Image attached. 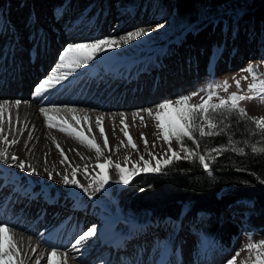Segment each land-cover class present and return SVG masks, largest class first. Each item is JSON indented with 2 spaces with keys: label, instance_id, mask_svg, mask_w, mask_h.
<instances>
[{
  "label": "bare ground",
  "instance_id": "1",
  "mask_svg": "<svg viewBox=\"0 0 264 264\" xmlns=\"http://www.w3.org/2000/svg\"><path fill=\"white\" fill-rule=\"evenodd\" d=\"M39 2V0H32L31 3L27 4L29 5L27 9L22 14H16L17 16L12 20L11 23L20 22L21 25L17 28L16 33L13 31L12 36H9L11 42L8 44L6 57L0 61V103L9 102L13 116L15 117L18 111L19 119V123L14 124L11 134H8V116L5 114L4 134L8 135L9 140L17 139L18 143L9 146L5 145L3 140L0 139V149H7L9 157L15 154L20 159L28 161L37 168L40 174L28 175L16 167H9L5 163L0 162V187L2 186V191L7 190V193L4 194L0 189V222L8 221L11 225H15L13 233L17 240V246L21 249V258L24 259L25 264H35L37 259L40 260V264H46L53 245L58 246L61 256L64 251H67V264H79L76 256L80 253L69 249L74 243V238H77L82 231L77 232L75 230L70 239H67V235H64L63 238L62 230L65 229L68 223L63 226L60 223L58 224V221L63 217L62 213L74 215V218L77 215L79 220L76 224L79 226L82 223L83 231L98 223L97 237L100 234L104 235L100 243L106 247V244L115 241L116 250L121 252L124 250L129 254L135 247L134 239L144 235L145 229H138L135 224H129L128 231H126L120 224L121 220L119 218H113L109 212H104L99 208V201L94 194H89L87 200L83 198V195L79 197L58 196L61 186L59 187L56 182L62 183L61 179L49 180L48 172H45L44 169L47 168L54 177L59 172L69 175L70 178H72V170L79 169L75 178L80 183L87 182L91 185L93 184L92 177L97 171L110 176L109 184L117 183L119 181L117 171L114 168L110 169L106 163L103 169L96 168L97 164L104 163V161L96 162L99 160L93 150L84 145H82L83 148H80L76 145L74 138L60 132L58 129L48 128L43 115L39 112V107L42 100L44 106H48L49 102L61 106L58 109L60 117L65 118L81 135L89 139L94 137L95 142L101 145L106 155H111L109 157L114 162L120 163L122 167L126 168L127 156L135 157L136 155L134 153L122 154L126 151L131 152L133 149L128 144L127 137L121 132L123 127L120 123L121 119L126 116V123L129 125L127 130L133 142L137 144V149H146L142 143L141 133L146 135L148 141L156 139L157 128L154 119L150 118L144 111L140 113V115L144 116V121L142 122L138 117L134 116L137 111L132 112V110L150 109L154 103H158L159 98L154 95L155 92H153L154 90L151 86L154 82L151 81L150 83L148 78L153 76V73L159 71L160 68L163 69L165 64L168 65L167 62H162L159 58L158 51L163 45H154L143 56H140L139 52L155 42L154 36L151 38L145 36L136 42L121 45L118 49L100 54L94 62H90L88 65L78 69L69 77L68 81L46 94V100L43 97H35L33 95L35 87L47 77L54 67V61L52 67L48 65V57L52 49L50 47L43 49L40 54L42 65L37 67L39 54L33 50L31 56L26 59L25 50L21 48L19 51L17 47L21 44V35L24 34L21 26L24 27L26 19L30 17L32 6L34 4L38 6L39 14L37 18L40 19V23L46 17L45 11L39 8ZM56 5H59V7L66 5V1L61 0ZM118 20V18H115L114 22ZM67 24L69 25L70 23L68 22ZM36 26L37 28L33 33L27 32V36L30 39L35 36H41L42 38L45 36L46 43H59L60 48L55 52L57 60L63 48L70 42L81 43L83 40L86 41L93 37L83 38V35L79 34L81 29L76 30L75 26H73L70 33L71 39L68 42L63 40L65 38L64 32L60 27L53 25V28L52 24L48 22H46L44 28L38 23ZM117 29L115 33L118 34L119 32L127 31L129 26L122 23ZM50 30L55 32L52 36L49 35ZM110 33L113 35L112 31ZM95 37L101 38L102 36L96 33ZM8 40L7 37L1 39L0 48L6 45L9 42ZM10 62L13 64L10 65ZM18 68H20L19 74ZM165 69H169V67H165ZM106 70L108 71L106 72ZM140 85H143L141 90L136 92V88ZM148 93L152 94L151 99L147 98ZM16 100L21 101L18 110L15 106ZM71 108L76 109L75 113L69 110ZM49 111L51 113L52 109L49 108ZM153 112H155V108ZM74 114L81 119L80 125H76L75 121L72 120ZM121 114H125V116ZM84 115H88L90 120L83 121L82 117ZM100 115L105 117L103 126L108 137L109 148L104 146L103 136L95 125V118ZM25 124H27V130H23ZM89 124H91V132L88 130ZM33 125L35 126L34 129ZM18 130H23V135H20ZM29 132L32 133L33 139L28 143V147L25 148ZM121 141H123V144H121ZM56 144H59L64 152L68 153V155L65 154L68 159L64 163H61L62 157ZM117 145H120L118 150ZM149 146L148 148H151V143ZM154 149L155 155L161 151L160 149V151L158 150V146L154 147ZM116 153L122 154V156L120 155L121 158L115 159L114 155ZM85 167L88 168L87 174L84 172ZM45 195L46 197H44ZM48 200L55 201L53 207L45 206ZM43 206L47 211L51 210L54 212L53 219L47 218V213L43 216ZM76 207H79V211H75ZM9 208L13 212L11 215L7 211ZM18 208H20V211H18ZM33 217L35 219L33 226H29L28 229L25 228L26 222L29 223ZM87 246L86 250H81L86 256L89 250ZM33 249H35L34 252ZM52 259L53 264H55L57 258L52 257Z\"/></svg>",
  "mask_w": 264,
  "mask_h": 264
},
{
  "label": "rangeland",
  "instance_id": "2",
  "mask_svg": "<svg viewBox=\"0 0 264 264\" xmlns=\"http://www.w3.org/2000/svg\"><path fill=\"white\" fill-rule=\"evenodd\" d=\"M39 1V8L45 11L46 17L42 20V23H40V19L37 18L39 14L38 6L36 4L32 6L30 17L28 16L29 18L26 19L25 26H21L24 30V34L21 35V44L17 47L19 51L21 48L25 50L26 59H28L33 50H35L37 54H39L37 67L42 65L40 54L43 49L45 50L49 47L52 49L48 57V65L52 67V65L57 62L55 52L60 48L59 43H46L44 39L45 36L44 38L35 36L32 39L27 36L29 32L33 33L35 31L37 23L43 28L46 22L51 23L53 28L54 26L60 27L64 32L63 35L65 38H63V40L68 42L71 39L70 33L73 26H75L76 30L83 29L79 31V34L83 35V38L93 36L86 41L96 38V33L100 34V36H102L101 38H123L127 33L132 31L151 29L147 37L151 38L154 36L155 42L142 49L139 55H146L149 49L154 47V45L162 44V48L158 51L159 58L162 62L168 63V65L165 64V67H169V69H165V67L163 69L160 68L159 71L154 72L153 76L148 78L150 83L151 81L154 82L151 86L153 87V92H155L154 95L159 98L158 103H154L151 106L153 111L154 108L156 111V106L165 100L172 99L174 101L177 97L191 94L194 91L200 92V94L194 97L190 102L193 104L200 103L202 96L206 98V93L201 92V89L206 90L209 85L220 84L221 87L216 90L218 96L227 98L231 93L236 92L239 95L253 97L241 101V106L246 109L247 115L252 120L253 118L258 119L264 117V95H257L255 92L249 91L248 86L253 83L252 76L250 73L242 71V69H246L252 65L256 66V70L260 74L264 75V55L262 54L264 36L262 34V29L257 25L250 26L247 23L234 21L232 18H229L228 22H211L198 31H194L185 26H181V28L178 29V26L172 23L169 16H165L161 13L159 6L160 0H65L66 5L60 7L56 4L61 0ZM31 2L32 0H0V40L6 37L9 39V42L0 48V61H2L7 54L8 44L11 42L9 36H12L13 31L16 33L17 28L21 25L20 22L11 23L12 20L17 16L16 14H22L24 10L27 9V6H29L27 4ZM115 18L119 20L114 22ZM68 22L70 23L69 25L67 24ZM119 22H121V24H127L129 29L121 33L119 32L118 34L115 33L116 30H118L117 28L121 25ZM158 25H163V27L158 28ZM109 30L113 32V35H111ZM53 33H55L54 30L49 31L50 36H52ZM142 38L143 37L139 39ZM136 41L137 40L132 42ZM82 42L85 41L83 40ZM71 43H74V41L69 44ZM12 64L11 62L10 65ZM19 73L20 68H18V74ZM244 77H247V79H243ZM236 80H240V88H237L235 83ZM224 81H227L229 84L227 92L224 91L222 86ZM141 86L143 85L136 88V92L141 90ZM147 98L151 99L152 94L148 93ZM215 102L218 103L219 101L216 100ZM136 111V109L132 110V112ZM172 115L174 117V113H172ZM155 136L156 139H150L148 141V147H150L149 145L151 143V148L147 147V150L138 148L137 150L133 149L131 152L128 151L129 153L127 151L122 153H134L136 155L135 157L130 155L127 156L126 168L134 169L136 166L143 168V161L140 159L141 155H143L145 161H150V166L152 167L156 166L157 160L163 163L164 159L171 157V153L167 151V144L159 137L158 130ZM197 139L200 140L201 138L198 137ZM142 143L144 144L143 140ZM188 143L192 146L191 142ZM153 144H155V147L158 146V150H161H159L160 153H158L160 155L154 154L155 149ZM76 145L83 148L77 141ZM107 147L109 148L110 146L108 145ZM172 147L179 151V146L175 141H173ZM64 153L68 155L67 152ZM150 153L154 155H150ZM122 154L116 153L114 155L115 157H113L118 159L121 158L120 155L122 156ZM109 156L111 157V155ZM109 156L103 152V158L96 162L105 161L106 158H110ZM180 157L188 159L186 158V154L182 151H180ZM140 173L146 172L141 171L138 174ZM56 184H58L59 187L61 186L59 189L61 192L59 191L58 193H61L62 197H79L83 195L85 200H87L89 194L96 195L100 204L99 208L104 212L109 211L108 207H115L111 192H113L115 188H124L128 185H124L118 181L115 184L108 183L104 189L95 190L94 186L84 182L81 184L89 188V191L85 193L81 188L73 185L65 186L63 183H59V181H57ZM0 189L2 191V186ZM2 192L5 194L7 190ZM245 206H249V203H242L239 201L228 208L231 219L241 227L242 232L239 237L232 241L230 249L224 253L219 251L215 243H211L200 236L196 232L195 227H189L173 221L154 227L150 223L138 224L133 220L123 218L119 213H112L109 211L110 214L121 220L120 224L126 231H128L129 224H135V227L138 229H145V234L134 239L135 247L132 252L126 254L124 258L115 253L112 249H105L96 236L92 240H89L90 242H87V247H89L88 253H86L87 256L85 253H83V255L77 254V263L161 264L162 259L165 260L168 255V260L165 264H227V261L232 259V257L236 256V253L239 252V256L236 257V264H245V261L248 260L250 255L247 250V244L250 242L258 243L264 240V230L252 233L244 232V219L250 211V209ZM7 211L9 215L13 213L10 208L7 209ZM18 211H20V208H18ZM61 215L63 217L58 221V224H63L64 221L69 219L71 220V223L66 225V228L62 230L63 238L64 235H67V239H70L75 230H77V232L83 231L82 223L79 226L77 224L75 227L71 226L73 225L72 223H77L79 220L77 215H75V218L74 215L70 217L65 213ZM48 218L50 217L48 216ZM207 218V214H199L197 226L204 225ZM34 220L33 217L29 223L26 222L25 228L28 229L29 226H33ZM98 225V223L95 224V226ZM75 239L76 238H74L73 241H75ZM166 248L167 252L165 251ZM176 248L178 249L176 250ZM120 259L124 261H120Z\"/></svg>",
  "mask_w": 264,
  "mask_h": 264
},
{
  "label": "snow or ice",
  "instance_id": "3",
  "mask_svg": "<svg viewBox=\"0 0 264 264\" xmlns=\"http://www.w3.org/2000/svg\"><path fill=\"white\" fill-rule=\"evenodd\" d=\"M158 28H162L163 25H158ZM151 29H140L132 31L126 34L123 38L117 37H103V38H94L90 41H85L81 43H71L66 45L60 55L55 66L51 69L50 73L45 79L39 82L38 86L35 87L33 95L35 97H43L44 100L47 99V95L53 89L62 85L65 81L69 80V77L73 75L78 69L88 65L90 62L95 60L100 54L105 53L109 50L118 49L121 45H127L132 41L138 40L141 37L147 36L150 34ZM87 49V51H86ZM251 74L253 83L249 84L248 88L250 92H255L257 95H264V75L260 74L256 70V66L250 65L246 69H242ZM243 79H247L244 77ZM237 88H240V80L235 81ZM223 89L227 92L229 84L227 81L223 82ZM221 87L220 84L209 85L207 89H201V92L206 93L205 96L201 97V102L193 104L190 101L198 96L200 92H192L191 94H185L177 97L174 101L172 99L165 100L156 106L157 110L153 112V109H140L134 114L135 117H138L140 121H144V116L140 115L141 112L146 111L148 116L152 117L155 121V126L158 130L159 137L167 144V151L171 153V157L166 158L161 163L159 160L156 162V166H150V161H145L143 155L140 156V159L143 161V168L136 166L134 169L122 167L120 163L114 162L111 158H106L104 163H99L95 167L103 169L105 163L111 169L114 168L119 175V182L127 185L130 183V179L135 174H138L141 171L145 172H160L162 168L171 165L174 160L181 159L180 151L186 154V158L192 159L193 157L198 158L199 162L203 165L205 169H209V160H206L204 155H201L197 149L199 148V138L213 137L220 135L224 130L222 125L225 124V121L229 114L238 113L241 118L247 115L246 109L241 106V101L251 99L253 97L239 95L236 92L231 93L227 98L220 97L217 94V89ZM218 100L219 102H215ZM21 104L20 100L15 101V106L18 110L19 105ZM61 106L51 104L49 102L48 106H44L43 100L41 101V106L39 107V112L43 115L45 119L46 126L48 128L58 129L60 132L67 134L68 136L74 138L81 145L86 146L90 150H93L96 153L97 159L103 158V149L99 143L95 142V138H87L84 135H81L76 128L68 123V121L59 116L58 109ZM49 108L52 109L51 113ZM72 113H75L76 109H69ZM174 113V117L172 115ZM5 114H7L8 119V134H11L14 124L19 123L18 111L13 116L11 111V105L9 102L5 101L0 103V139L3 140L5 145H15L18 143L17 139H8V135H5ZM125 116V114H121ZM83 121H89L90 118L88 115L82 117ZM105 117L103 115L97 116L95 118V125L99 129L100 134L103 136V144L105 147L108 146V137L105 134V129L103 126ZM72 120L75 121L76 125L81 124V119L77 118L74 114ZM120 123L123 125L121 132L128 139V144L132 149H137V144L133 142L129 131V125L126 123V116L124 119H121ZM253 123L255 128L259 133L264 134V117L253 118ZM206 125V127H205ZM34 129V125L32 126ZM27 130V124H25L24 129ZM23 130H18L20 135H23ZM88 130L91 132V124L88 125ZM33 139L32 133L29 132L28 140L25 142V148L28 147V143ZM141 139L144 142L145 147H148V140L144 133H141ZM173 141L179 146V151L173 149ZM188 142H191L189 145ZM123 144V141H121ZM194 146V147H193ZM57 149L60 152L62 157L61 163L67 161V156L64 153V150L60 147L59 144H56ZM120 145H117V150ZM155 147V144H153ZM229 150L228 145H220L219 147L208 149V156L211 159H214L213 153L216 155L222 154L223 151ZM231 150L236 152L239 151L241 154L244 153L243 148H237L233 144ZM252 151L254 154L264 153V147H253ZM150 155H154L150 153ZM127 159V158H126ZM0 162L5 163L9 167H16L21 171L25 172L28 175H39V171L31 163L26 160L20 159L15 154L9 157V152L7 149H0ZM45 172H48V179L53 180L55 178H60L62 183L67 185H73L78 188H81L85 193L89 191L88 187H85L76 179V175L79 169L72 170V178L67 174L56 173V177L53 176L52 172H49L47 168L44 169ZM84 172L88 173V168H84ZM110 176L106 173L97 171L92 177V186L95 190L104 189L105 186L109 183ZM15 225H11L8 221L0 222V264H25L23 258H21V249L17 246V240L13 233V228ZM98 234V228L95 225L90 226L87 230L82 231L78 234L74 243L71 246L70 251L80 253L81 251L86 250L87 242ZM247 250L250 255L245 264H264V240L259 241L258 243L250 242L247 244ZM35 249H33V252ZM167 252V248L165 249ZM239 256V252L236 253V256H233L232 259L227 261V264H236V257ZM52 257H56L55 264H67V251L61 253L58 249V246L53 245L51 247V252L47 257L46 264H53ZM35 264H40V260L37 259ZM161 264H165V261L162 259Z\"/></svg>",
  "mask_w": 264,
  "mask_h": 264
},
{
  "label": "trees",
  "instance_id": "4",
  "mask_svg": "<svg viewBox=\"0 0 264 264\" xmlns=\"http://www.w3.org/2000/svg\"><path fill=\"white\" fill-rule=\"evenodd\" d=\"M159 6L178 29L185 26L198 31L211 22L225 23L232 18L257 25L264 36V0H160ZM222 127L220 135L198 140L197 151L209 160V169L193 157L174 160L160 172L140 173L127 187L115 190L117 209L138 222L157 224L172 218L190 227L199 211L207 212L209 218L197 231L225 251L241 231L228 208L245 199L254 203L245 219V232L263 230L264 153L254 154L252 148L264 147V134L249 116L241 118L238 113L229 114ZM222 144L229 150L213 153L211 159L207 150ZM233 144L244 153L232 151Z\"/></svg>",
  "mask_w": 264,
  "mask_h": 264
}]
</instances>
